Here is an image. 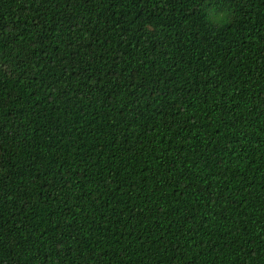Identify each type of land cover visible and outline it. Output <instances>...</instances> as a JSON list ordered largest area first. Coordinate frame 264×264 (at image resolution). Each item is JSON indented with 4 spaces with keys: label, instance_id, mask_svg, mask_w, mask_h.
Here are the masks:
<instances>
[{
    "label": "trees",
    "instance_id": "obj_1",
    "mask_svg": "<svg viewBox=\"0 0 264 264\" xmlns=\"http://www.w3.org/2000/svg\"><path fill=\"white\" fill-rule=\"evenodd\" d=\"M0 264H264V0H0Z\"/></svg>",
    "mask_w": 264,
    "mask_h": 264
}]
</instances>
